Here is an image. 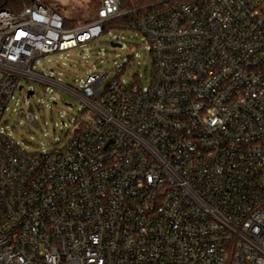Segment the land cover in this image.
I'll use <instances>...</instances> for the list:
<instances>
[{"label": "built area", "instance_id": "2783aa9c", "mask_svg": "<svg viewBox=\"0 0 264 264\" xmlns=\"http://www.w3.org/2000/svg\"><path fill=\"white\" fill-rule=\"evenodd\" d=\"M150 6L121 24L148 41L147 84L91 70L78 87L35 63L135 9L100 0L71 25L45 0L0 7V264H264V0ZM32 80L83 104L58 148L3 121Z\"/></svg>", "mask_w": 264, "mask_h": 264}, {"label": "rangeland", "instance_id": "374dc122", "mask_svg": "<svg viewBox=\"0 0 264 264\" xmlns=\"http://www.w3.org/2000/svg\"><path fill=\"white\" fill-rule=\"evenodd\" d=\"M45 3L61 12L69 24L79 25L95 18L100 0H45ZM112 40L122 45L114 47ZM35 64L36 70L46 74L53 72L57 79L75 87L91 70L108 71L103 86L118 74L128 83L138 80L146 85L154 65L144 34L132 27H121L119 23H108L104 32L93 40L68 51L40 57ZM30 84L35 92L26 96L28 83H24L23 89H17L3 121L7 122L14 139L28 151L58 148L74 121L82 117L83 104L60 88L54 87L51 92L38 80ZM28 111L35 115V122L27 118Z\"/></svg>", "mask_w": 264, "mask_h": 264}, {"label": "trees", "instance_id": "16d2710c", "mask_svg": "<svg viewBox=\"0 0 264 264\" xmlns=\"http://www.w3.org/2000/svg\"><path fill=\"white\" fill-rule=\"evenodd\" d=\"M159 1L161 0H121V7L123 9H135V11L110 20L108 23L125 24L133 19L136 15H139L151 8V4H157ZM30 2L31 0H0V7H9L13 10H19L29 5ZM108 23L105 24V29Z\"/></svg>", "mask_w": 264, "mask_h": 264}, {"label": "water", "instance_id": "95a60500", "mask_svg": "<svg viewBox=\"0 0 264 264\" xmlns=\"http://www.w3.org/2000/svg\"><path fill=\"white\" fill-rule=\"evenodd\" d=\"M111 45L114 46V47H115V46H121L122 43H120V42H118V41H116V40H112V41H111Z\"/></svg>", "mask_w": 264, "mask_h": 264}]
</instances>
